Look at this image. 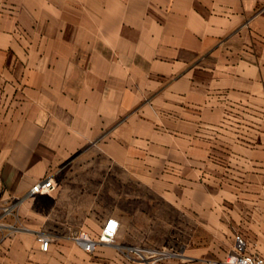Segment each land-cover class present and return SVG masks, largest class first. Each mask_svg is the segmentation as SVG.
Here are the masks:
<instances>
[{"label":"crops","instance_id":"1","mask_svg":"<svg viewBox=\"0 0 264 264\" xmlns=\"http://www.w3.org/2000/svg\"><path fill=\"white\" fill-rule=\"evenodd\" d=\"M155 223L180 252L139 260ZM236 232L264 257V0H0V264H209Z\"/></svg>","mask_w":264,"mask_h":264},{"label":"built area","instance_id":"2","mask_svg":"<svg viewBox=\"0 0 264 264\" xmlns=\"http://www.w3.org/2000/svg\"><path fill=\"white\" fill-rule=\"evenodd\" d=\"M57 192V182L53 177H48L37 182L31 189L33 195H54ZM119 230V221L112 218L104 225L102 232L97 239L92 238L87 233L74 235L73 240L85 251L92 253L99 244H113L116 241ZM41 249L48 251L51 239L45 236L39 238ZM210 264H264V257L248 253L247 243L241 235L235 236L234 247L229 251L226 259L221 262H211Z\"/></svg>","mask_w":264,"mask_h":264},{"label":"rangeland","instance_id":"3","mask_svg":"<svg viewBox=\"0 0 264 264\" xmlns=\"http://www.w3.org/2000/svg\"><path fill=\"white\" fill-rule=\"evenodd\" d=\"M231 227H234V225L231 223L230 224ZM242 228V225H240ZM159 223H155L153 224V233H152V240L151 241H144L143 239H137L136 240V247L135 248H139L141 251H143L142 253L136 254V258L139 260H146V261H156V262H162V261H166L167 259H169L172 255H177L179 254V249L176 250L174 247H161L160 245V236L162 235L161 232L159 231ZM186 230H190V226H185V231ZM236 235H241L242 237H244V234L242 232H236L234 233ZM246 243H247V249H249V244H257V240H250L249 238H245ZM149 242H151L149 244ZM184 243H186V241H184ZM173 246H175V244H173ZM234 247H231V249ZM180 248V245L179 247ZM229 249V251L231 250ZM228 251V253H229ZM227 253V255H228ZM226 255V257H227ZM225 257V259H226ZM224 259V260H225ZM222 260V261H224ZM211 262H221V261H210L209 264Z\"/></svg>","mask_w":264,"mask_h":264}]
</instances>
